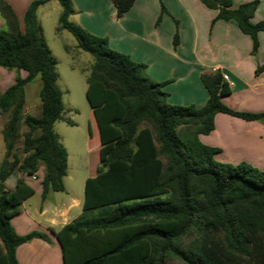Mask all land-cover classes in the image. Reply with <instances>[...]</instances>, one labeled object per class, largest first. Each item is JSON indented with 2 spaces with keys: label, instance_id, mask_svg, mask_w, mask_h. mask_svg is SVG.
Returning a JSON list of instances; mask_svg holds the SVG:
<instances>
[{
  "label": "trees",
  "instance_id": "16d2710c",
  "mask_svg": "<svg viewBox=\"0 0 264 264\" xmlns=\"http://www.w3.org/2000/svg\"><path fill=\"white\" fill-rule=\"evenodd\" d=\"M45 1H32L21 25L10 4L0 0L5 24L0 30V66L27 72L0 92V113L8 112L0 162V264H19L16 247L32 237H46L14 230L11 218L34 189L18 178L12 190H4V180L15 172L34 176L41 161V199L64 189L67 151L53 130L62 118L61 91L36 17ZM55 1L61 7L57 29L70 32L76 47L92 56L85 95L103 134L95 173L84 180L82 213L52 231L62 263L264 264V170L243 161H217L218 149L198 138L213 129L218 112L263 123L264 112L225 105L221 98L230 88L218 71L202 75L208 93L202 107L169 103L164 83L149 78L143 63L70 21L71 0ZM200 1L217 10L216 18L235 20L251 37L252 53L256 51L264 19L254 23L250 18L258 0L236 7L233 0ZM111 2L120 17L133 0ZM36 75L41 80V114L23 115L24 86ZM21 123L27 126L24 133L19 132Z\"/></svg>",
  "mask_w": 264,
  "mask_h": 264
},
{
  "label": "crops",
  "instance_id": "0c3cea01",
  "mask_svg": "<svg viewBox=\"0 0 264 264\" xmlns=\"http://www.w3.org/2000/svg\"><path fill=\"white\" fill-rule=\"evenodd\" d=\"M5 1L22 25L24 12L34 0ZM49 1L39 5L37 10ZM71 1L73 12L69 19L73 18L74 23L89 32L105 37L110 48L143 63L149 78L164 83L163 90L168 94L169 103L202 107L208 97L202 75L218 71L227 76L230 88L229 94L221 98L225 105L237 111L264 112L263 31L257 33L258 45L252 53V39L239 29L236 21L216 18L217 10L200 0H133L120 17L116 16L111 0ZM247 1L250 0H233L232 7ZM258 1V7L250 18L254 23L264 19V0ZM4 27L0 16V30ZM175 34L176 44L173 42ZM26 74L22 69L0 66V92L13 84L17 76L25 77ZM37 77L39 75L24 86L23 115L41 114V80L38 91L30 85ZM36 106H39L37 111ZM93 108L90 105L91 113ZM7 118L8 112L0 113V162L5 157L2 130ZM90 122L89 118L88 124ZM213 124L209 133L198 134V138L203 144L218 149L214 154L215 160L232 164L243 161L264 170L263 122L218 112L214 115ZM26 130L27 126L21 123L19 132ZM19 155L23 157V154ZM44 172V163L40 161L34 176L15 172L4 180L3 189L12 190L17 179L21 178L34 189L33 194L41 197L40 182ZM62 191H66L65 184ZM49 192L40 204H28V198L25 199L19 206V212L11 218L12 227L20 235L32 231L46 235L45 238L32 237L16 247L15 256L19 264H63L61 248L52 231L78 217L82 207L80 211V202L70 196L49 204Z\"/></svg>",
  "mask_w": 264,
  "mask_h": 264
},
{
  "label": "rangeland",
  "instance_id": "374dc122",
  "mask_svg": "<svg viewBox=\"0 0 264 264\" xmlns=\"http://www.w3.org/2000/svg\"><path fill=\"white\" fill-rule=\"evenodd\" d=\"M59 14L60 6L55 0L39 7L36 12L41 36L55 60L56 83L61 91L62 118L54 123L53 130L68 153L67 175L64 177L68 193L50 191L47 203L53 204L70 196L80 202L81 211L84 180L95 173L99 163L97 145L103 134L99 118H95L90 112V103L85 95L86 77L92 64V56L76 47V40L70 32L57 29ZM70 21L74 22V19L70 18ZM30 85L38 91L39 77ZM26 95L29 97L27 90ZM38 109L39 106H36L35 110ZM89 118L91 125L88 124ZM41 201L39 194H33L26 203L40 204ZM168 264L179 262L173 260L168 261Z\"/></svg>",
  "mask_w": 264,
  "mask_h": 264
},
{
  "label": "built area",
  "instance_id": "2783aa9c",
  "mask_svg": "<svg viewBox=\"0 0 264 264\" xmlns=\"http://www.w3.org/2000/svg\"><path fill=\"white\" fill-rule=\"evenodd\" d=\"M222 78H223L224 80H226V79H227V76H226V75H222Z\"/></svg>",
  "mask_w": 264,
  "mask_h": 264
}]
</instances>
